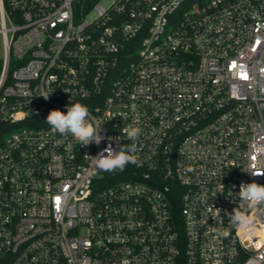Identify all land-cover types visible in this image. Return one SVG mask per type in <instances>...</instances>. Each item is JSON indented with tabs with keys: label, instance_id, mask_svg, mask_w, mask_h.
Returning a JSON list of instances; mask_svg holds the SVG:
<instances>
[{
	"label": "built area",
	"instance_id": "1",
	"mask_svg": "<svg viewBox=\"0 0 264 264\" xmlns=\"http://www.w3.org/2000/svg\"><path fill=\"white\" fill-rule=\"evenodd\" d=\"M76 102L99 145L46 123ZM0 123V264H264V210L226 215L264 185V0H0Z\"/></svg>",
	"mask_w": 264,
	"mask_h": 264
},
{
	"label": "clouds",
	"instance_id": "2",
	"mask_svg": "<svg viewBox=\"0 0 264 264\" xmlns=\"http://www.w3.org/2000/svg\"><path fill=\"white\" fill-rule=\"evenodd\" d=\"M51 94L45 92L40 96L47 100ZM46 123L52 133L61 136L70 135L81 146H88L92 143L99 145L104 140V136L101 135L102 128L94 123L88 106L80 102L68 106L66 113L60 110H51L47 115ZM123 132L132 143L120 146L118 151L109 144L95 157L88 156L93 161L94 171L109 173L123 171L129 164L136 162V141L141 136L142 129L138 126H131L124 128ZM248 173L251 176H264V170L261 169H255ZM236 197L239 201L238 207L234 208L232 212L226 213L230 224L245 232H254L256 221L253 216L248 214V211L264 210V185L255 182V180L250 183L241 182ZM216 210L220 212V209ZM224 234L227 235V232Z\"/></svg>",
	"mask_w": 264,
	"mask_h": 264
},
{
	"label": "trees",
	"instance_id": "3",
	"mask_svg": "<svg viewBox=\"0 0 264 264\" xmlns=\"http://www.w3.org/2000/svg\"><path fill=\"white\" fill-rule=\"evenodd\" d=\"M7 128V125L0 123V143L3 141L4 138V130Z\"/></svg>",
	"mask_w": 264,
	"mask_h": 264
},
{
	"label": "rangeland",
	"instance_id": "4",
	"mask_svg": "<svg viewBox=\"0 0 264 264\" xmlns=\"http://www.w3.org/2000/svg\"><path fill=\"white\" fill-rule=\"evenodd\" d=\"M105 2H106V1H105ZM105 2H104V4H105ZM6 136H7V133L4 134V137H6Z\"/></svg>",
	"mask_w": 264,
	"mask_h": 264
}]
</instances>
